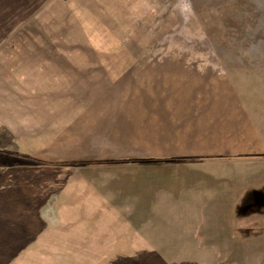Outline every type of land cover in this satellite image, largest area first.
<instances>
[{
	"label": "rangeland",
	"instance_id": "1",
	"mask_svg": "<svg viewBox=\"0 0 264 264\" xmlns=\"http://www.w3.org/2000/svg\"><path fill=\"white\" fill-rule=\"evenodd\" d=\"M165 52L216 53L264 139V0H0V264H264V151L216 163L240 168L233 175L260 195L213 247L194 239L192 253L48 252L60 248L44 247L42 223L27 221L71 176L60 158L73 151L51 143L59 129L66 137L75 113L111 98L94 80L152 67L151 54ZM67 241L62 249H78Z\"/></svg>",
	"mask_w": 264,
	"mask_h": 264
},
{
	"label": "crops",
	"instance_id": "2",
	"mask_svg": "<svg viewBox=\"0 0 264 264\" xmlns=\"http://www.w3.org/2000/svg\"><path fill=\"white\" fill-rule=\"evenodd\" d=\"M151 56L152 67L103 71L91 85L111 98L90 100L51 141L73 153L60 158L71 176L57 201L27 219L42 223L44 247L60 248L48 252L192 253L194 239L215 246L237 211L256 205L258 187L233 175L241 169L216 164L264 151L216 53ZM67 239L78 249H62Z\"/></svg>",
	"mask_w": 264,
	"mask_h": 264
}]
</instances>
